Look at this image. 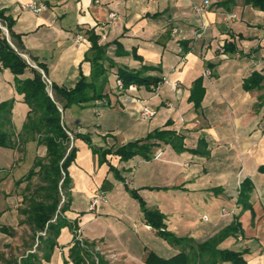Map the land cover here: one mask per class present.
<instances>
[{
  "label": "crops",
  "instance_id": "1",
  "mask_svg": "<svg viewBox=\"0 0 264 264\" xmlns=\"http://www.w3.org/2000/svg\"><path fill=\"white\" fill-rule=\"evenodd\" d=\"M30 1L0 0V12L14 21L17 39L1 19L0 26L11 42H21L22 56L44 73L51 88L54 83L72 88L83 76L91 77V57L96 53L91 50L93 38L103 47L107 73L97 82L105 80L102 97L73 105L83 111L91 107L99 114L100 119L87 124V132L83 128L87 120L74 116L67 122L65 112L73 106L64 109L58 102L67 132L72 136L89 134L92 142L71 137L76 157L68 169L71 203L64 212L71 225L61 228L57 245L47 258V248L38 246L39 235L45 233H34L21 211L25 195L33 192L27 187L40 176L19 184L29 172L17 175L14 196L2 190L16 201L12 206H0V264H20L30 253L38 256L35 264H76L71 255L76 240L86 244L95 264H150V252L163 258L178 253L149 246L147 239L159 235L145 216L139 222L125 215L134 227L125 225L121 217L122 225L108 223L112 212L126 211L115 198L91 210V199L98 190L114 197L126 191L134 199L136 192L146 205L168 218L173 216L174 222L165 218L168 231L197 241L207 240L239 216L241 232L236 241L262 244L264 80L252 89H246L244 81L254 71L264 74V12L244 0H36L44 5L42 12L23 6ZM194 4H205V10L196 13ZM111 12L117 16L111 18ZM196 31L202 32L201 36L195 35ZM226 42L235 50H225ZM120 68L159 79L168 77L169 83L159 89L136 83L120 89L116 80ZM199 78L203 89L197 93L201 100L196 106L192 93ZM52 92L54 96L53 88ZM19 101L27 119L29 108L22 94ZM145 107L154 115L145 117L141 112ZM160 129H174L183 135L185 150L161 142L150 158L136 154L123 160L115 153L120 146L145 140ZM92 146L112 147V152L101 161ZM18 147L17 154L32 151L31 168L48 152L34 139L22 147L24 150ZM197 148L202 152L192 151ZM159 151L161 156L156 158ZM19 162L17 159V167ZM5 170L0 168V188L13 176L12 170ZM246 177L253 189L251 208L243 209L238 196ZM41 184L40 178L35 189ZM27 224L31 236L23 230ZM112 252L117 260L110 258Z\"/></svg>",
  "mask_w": 264,
  "mask_h": 264
},
{
  "label": "trees",
  "instance_id": "2",
  "mask_svg": "<svg viewBox=\"0 0 264 264\" xmlns=\"http://www.w3.org/2000/svg\"><path fill=\"white\" fill-rule=\"evenodd\" d=\"M259 8L264 12V0H244ZM0 19L7 23V27L12 38L17 39V34L13 32L14 21L0 12ZM92 40L91 50L96 53L91 57L92 73L88 78L83 76L72 88L53 84L54 96H51L47 83H45L43 73L40 69L32 66L21 54V42L8 39L5 31L0 26V71L9 70L15 77L17 91L24 96V101L28 105L27 119L23 130L16 133L13 126V105L14 101L7 99L0 102V148L16 149L21 144L34 139L39 145H44L48 151L45 157H39L27 176L19 180H31L33 176L39 175L43 184L25 195L23 203L25 206L21 211L26 217V221L32 225L34 233L44 232L38 237V246L47 248V258H50L51 252L57 245L58 233L63 226L71 225L65 218L64 212L70 208L71 198L69 188L71 178L68 174L69 166L75 160L76 147L72 146V138L65 129L62 112L59 109L58 102L62 103L63 108L67 109L73 105H85L94 102L100 96H103V83L97 84L100 78H105L107 69L104 66L103 47ZM231 42L225 43V50H235ZM43 68L41 65H39ZM44 69V68H43ZM118 79H122L125 86L132 83L150 87L158 84L162 79L142 75L140 71L118 69ZM264 80V74L254 71L244 81L246 89L259 87ZM201 78L197 79L194 85L192 99L195 105H199L200 97L197 93L201 92ZM75 138H82L92 144L89 134L73 133ZM202 141V140H201ZM161 142L170 144L177 150H185L184 136L174 129H160L151 132L145 140L129 142L116 149L115 153L123 160L131 159L136 154H141L150 158L155 146L158 147ZM94 152L99 154L101 161L105 156L112 152V147L102 149L93 147ZM194 152H202L198 148L192 149ZM113 169V167H111ZM264 171V166H261ZM253 189V183L249 177L243 179L238 196V203L242 204L243 209L251 208L249 202L250 192ZM31 190V185L27 191ZM134 195L139 199L145 214V219L156 233L167 240L170 244L178 247L180 251L170 258H163L154 252H150L147 262L150 264H218L221 261H230L234 264H250L245 258V251H236L230 248H218L217 245L231 234L241 232V224L238 221L239 216H235L230 225L226 226L218 233L205 241H197L188 236H178L172 231L167 230L165 215L158 209L147 208L145 200L136 192ZM247 250V249H245ZM72 258L76 264L87 263L95 264L92 252L86 247V244L76 240L72 248ZM38 256L36 253H30L27 257L21 259L20 264H35Z\"/></svg>",
  "mask_w": 264,
  "mask_h": 264
},
{
  "label": "rangeland",
  "instance_id": "3",
  "mask_svg": "<svg viewBox=\"0 0 264 264\" xmlns=\"http://www.w3.org/2000/svg\"><path fill=\"white\" fill-rule=\"evenodd\" d=\"M114 84V83H113ZM48 91L50 93L52 92V88H51V84H48ZM13 100L14 101V105H13V126H14V130L16 131V133H19L20 131L23 130V127L26 121V113H24L23 111V106H22V102L19 101L20 100V93L17 91L16 88V84H15V77L14 74H12L9 70L7 69H3V71H0V102L3 100ZM86 109V108H85ZM101 109H103L101 107ZM100 109V110H101ZM74 116H76L78 119H82L84 118L85 120H87L88 123H86V121L84 122V132H87L89 129L87 127V124H91L94 120L96 119H100L99 114L98 116L92 112L91 107H88L85 111H83V108H80L79 106H73L70 109H68L65 112V118L67 120V122L70 121V119H72ZM83 116V117H82ZM111 121H114V119H111ZM91 128V127H90ZM26 144H21L18 148L20 150H24L22 147H25ZM32 151L29 150L28 153H23L22 151H20V153L18 152L17 154V148L16 149H10V148H0V168L1 170L3 168H5L6 172L12 170L13 176L11 175L9 178H7L5 180V182H3V184L1 185V190H0V206H4V205H10L12 206L14 204V202L16 201L14 198L5 196V194L2 193V190H6L7 194L9 195H13V192L15 190V188L17 187V175H22L25 174L27 172L30 171L31 169V164L33 161V157H32ZM17 159L20 161L19 162V166L17 167ZM40 182V178L37 177L36 180H34V184L31 187L30 191H34L35 186L37 183ZM27 195H30L29 193H27ZM107 195V194H106ZM151 195V194H150ZM148 195V200H152V196ZM133 194L128 193L126 191L123 192V194L120 195H116V197L114 196H110L107 195V202H111L114 198L116 200V204L120 205V206H124L122 207V210L125 209V212H112L111 213V217H108V223H112L114 225L116 224H120L122 225V221H120L118 218L121 217L122 220L125 223V225H130L132 227H134V223H131L130 220L126 219L125 215L132 216L131 219H134V221H138L141 222L142 218L145 216L144 214V210L143 207L140 203H138V199L137 198H133ZM150 206L152 205H148L147 204V208L149 209H154L153 207L151 208ZM202 210H206V209H202ZM202 210H201V214H202ZM119 211V210H118ZM163 213V212H162ZM193 213V212H191ZM165 215V218L167 219L168 217L166 216V213H163ZM201 215H198V219L200 220ZM173 217V216H172ZM168 218L170 219V222H174L173 218ZM103 225L105 223H102ZM225 228V227H224ZM29 229V225L27 224V226L23 229L26 232ZM261 236L260 238L262 239V244L258 245L256 244V242L254 243H248L246 240H244L243 242L241 241H236L237 239V234H231L229 237L227 242H224V240H222L217 247L218 248H230L232 250H236V251H245V258L248 260V262L250 264H263L262 262L264 261V228L261 229ZM30 236L32 235V233H28ZM146 237H143L142 239L145 240ZM194 238V237H193ZM196 239V238H194ZM148 240V244L149 246H151V248H154L156 250H161L165 253L170 252V251H174V249H176L177 251L180 249L178 247L173 246L172 244H170L168 241H166L164 238H161L159 236L156 237H152V239H147ZM198 240V239H196ZM30 241V240H29ZM227 243V244H226ZM28 244V243H27ZM256 245L254 247H250L251 245ZM136 247L138 244H135ZM22 246V245H21ZM24 246V244H23ZM250 247V249L245 250V248ZM178 251V252H179ZM94 252V251H93ZM173 253V252H172ZM171 253V254H172ZM165 256V255H164ZM110 258L112 260H117L118 256L115 255L114 252L110 253ZM218 264H234L233 262L230 261H221Z\"/></svg>",
  "mask_w": 264,
  "mask_h": 264
},
{
  "label": "built area",
  "instance_id": "4",
  "mask_svg": "<svg viewBox=\"0 0 264 264\" xmlns=\"http://www.w3.org/2000/svg\"><path fill=\"white\" fill-rule=\"evenodd\" d=\"M97 1V3H100L102 0H95ZM151 1V0H150ZM153 2L154 1H157V0H152ZM25 8L27 9H30L32 11H35V12H42V10L44 9V5H39L36 0H31L29 3H26L25 5H23ZM205 7L206 5L205 4H194L193 5V10L200 14L202 13L204 10H205ZM109 16L111 18H115L117 15L115 12H111L109 13ZM205 27V26H204ZM204 30V29H203ZM202 32L200 31H196V34L197 36H201ZM82 38V37H80ZM206 75H210L209 71H207L205 73ZM43 77H44V80H45V83H47V87H48V84L50 83L51 84V81L44 75L43 73ZM117 80V85L120 89H124L125 88V85H124V82L122 79H116ZM166 83H169V79L168 77H164L158 84L156 85H152V88L153 89H159L163 84H166ZM142 114L145 116V117H151L154 115V111L151 110V109H148V108H144L142 111ZM71 137H74L72 136L71 133H69ZM161 156V151L157 152V154L155 155L156 158H159ZM107 201V195H106V192L105 190H98L95 192V194L93 195L92 199H91V203H90V209L91 210H94L97 208L98 204L100 202H104ZM205 219H208L207 216H204Z\"/></svg>",
  "mask_w": 264,
  "mask_h": 264
}]
</instances>
